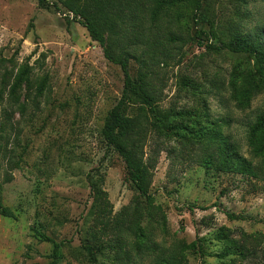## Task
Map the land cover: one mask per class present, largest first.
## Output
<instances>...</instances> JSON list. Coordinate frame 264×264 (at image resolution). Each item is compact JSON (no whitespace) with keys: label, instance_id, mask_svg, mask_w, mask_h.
<instances>
[{"label":"rangeland","instance_id":"1","mask_svg":"<svg viewBox=\"0 0 264 264\" xmlns=\"http://www.w3.org/2000/svg\"><path fill=\"white\" fill-rule=\"evenodd\" d=\"M48 1L0 0V183L17 215L0 216V264H52L61 241L59 264H264V154L251 134L264 86L244 97L249 75L260 76L254 57L207 47L199 29L209 23L194 22L193 0L165 9L159 29L153 0H110L107 16L124 33L117 46L138 42L135 80L137 57L159 53L149 63L162 85L158 109L172 122L145 135V157L156 161L147 200L102 134L124 89L122 68L83 18ZM203 7L222 39L264 40V0ZM225 147L250 170L224 169ZM93 185L107 191L118 224L101 237Z\"/></svg>","mask_w":264,"mask_h":264},{"label":"trees","instance_id":"2","mask_svg":"<svg viewBox=\"0 0 264 264\" xmlns=\"http://www.w3.org/2000/svg\"><path fill=\"white\" fill-rule=\"evenodd\" d=\"M72 13L75 18L80 16L83 18L80 22L88 29L91 38L100 43L103 47L105 57L113 63L121 66L124 73V89L119 101L109 110L102 134L104 140L109 147H112L124 160L128 178L135 184L138 190L146 197L147 200L152 199L149 191V181L151 176V168L155 166L156 161L152 157H145L144 145L145 135L150 130L167 131L172 128L170 115L163 114L159 111L158 106L161 101L162 85L158 81L159 77L151 71L149 61L154 60L159 55L153 50L146 56L144 51L137 57L140 64V71L135 80L130 70V59L132 53L130 47L135 42H130L124 47L117 46L119 36L124 35L123 31L116 29L115 21H110L107 16V6L110 0H59ZM190 0H153L150 11L151 28L159 29L160 17L168 7H172L179 2ZM195 4L194 22L201 24L209 23V29H199V32L205 34L208 38L207 47L214 51L227 50L236 53H248L254 57L256 64L259 65L257 75L250 74L248 87L244 89V97L249 96L264 86V40L256 36L237 35L226 41L222 39L215 29V24L210 20L204 10L203 0H193ZM39 4L43 6L49 5L48 0H39ZM135 33V32H134ZM150 45L151 37L147 38ZM168 41L177 40L175 35L169 33ZM140 42V41H139ZM138 43V42H137ZM152 56V57H151ZM147 57H151L147 59ZM160 83V87L158 86ZM139 105V106H138ZM148 113H151L153 120L148 119ZM145 118L146 126L142 125V119ZM175 126V125H174ZM190 133H194V129L187 126L182 127ZM251 134L261 143L259 151L264 154V113L258 116L256 123L251 127ZM199 138L198 134H193ZM221 154L224 156L221 165L224 169L231 168L233 165L240 166L241 170L248 172L249 164L246 160H239L235 157V153L230 148H223ZM94 186V185H93ZM93 192H96V216L99 229L96 234L101 237L107 234L109 230H117L118 224L114 222L111 215L113 205L109 199L107 191L99 188L96 191L95 186ZM0 216L16 218L15 212L3 203L2 200V184L0 183ZM233 217V215H230ZM234 218V217H233ZM63 241L54 243L52 264H59L60 248ZM195 246L193 242L189 247ZM140 248V245H138ZM188 247L184 246L183 248ZM90 250L92 248L88 246ZM94 253V251L92 250ZM172 264H178L179 261L172 260Z\"/></svg>","mask_w":264,"mask_h":264}]
</instances>
